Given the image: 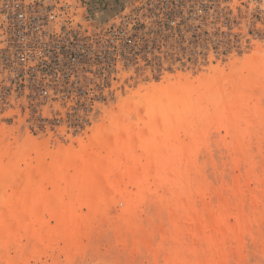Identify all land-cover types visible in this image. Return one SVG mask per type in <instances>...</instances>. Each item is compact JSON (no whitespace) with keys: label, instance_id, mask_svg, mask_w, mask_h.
<instances>
[{"label":"rangeland","instance_id":"obj_1","mask_svg":"<svg viewBox=\"0 0 264 264\" xmlns=\"http://www.w3.org/2000/svg\"><path fill=\"white\" fill-rule=\"evenodd\" d=\"M124 1L89 4L104 14ZM190 6L185 36L207 39H129L126 71L93 92V108L72 114L86 123L78 137L0 122V264H264V0ZM126 145L152 164L146 200L134 197ZM157 148L167 153L157 158ZM77 155L114 163L119 184L88 199L73 182ZM71 207L75 236L64 228L73 220L59 218Z\"/></svg>","mask_w":264,"mask_h":264},{"label":"built area","instance_id":"obj_2","mask_svg":"<svg viewBox=\"0 0 264 264\" xmlns=\"http://www.w3.org/2000/svg\"><path fill=\"white\" fill-rule=\"evenodd\" d=\"M76 2L0 0V122L76 138L86 123L73 115L93 108V92L126 71L129 39L154 43L172 32L183 44L207 39L185 36L195 0H129L104 14L89 0Z\"/></svg>","mask_w":264,"mask_h":264},{"label":"bare ground","instance_id":"obj_3","mask_svg":"<svg viewBox=\"0 0 264 264\" xmlns=\"http://www.w3.org/2000/svg\"><path fill=\"white\" fill-rule=\"evenodd\" d=\"M172 146V145H171ZM165 148V147H164ZM164 148L162 149V150H164ZM167 148V147H166ZM154 150V149H153ZM172 150V149H171ZM165 151V150H164ZM164 151H162V153L164 152ZM124 153L126 154V158H125V160L123 161L124 162V168H125V170L128 172V175H129V177L133 180V182L135 181L136 182V185L139 187V191H137L138 192V194H137V192H136V196H134L135 198H138V200L140 199L141 200V198H142V196H143V194L145 195V196H147L148 194H149V192L148 191H145V192H148L147 194L146 193H143V191H144V183H146L147 182V180H148V178H149V176H151V174H152V172H151V170H150V167H151V162H153V161H156V160H158V159H156V160H150L151 162H150V166L149 165H146V163H142L141 162V160L139 159V158H135L133 155H131L132 154V150H131V148L129 149V145H126V147H125V149H124ZM152 154H154L155 155V157H157L158 158V156L160 155V154H162V153H160V150L157 148V150L155 149L154 150V153L153 152H151ZM156 153V154H155ZM160 153V154H159ZM167 152H164L163 154H166ZM151 154V155H152ZM154 155H152L151 157H152V159H154L153 158V156ZM161 156H163V155H161ZM160 157V156H159ZM67 158H68V156H63V159H66L67 160ZM80 159L81 158V160L83 161V158L84 157H82V156H79V155H77L76 157H74L73 159ZM114 158V157H113ZM85 159H87V158H85ZM85 159H84V161H83V165H79L78 167H80V168H78L77 167V169H76V173H75V175L77 176V178H76V176H74V184H78V185H81L79 182L81 181V183H82V189H83V191H85L86 193H87V191H88V193H87V198L88 199H91V198H89V197H92L93 196V194L94 193H103V189H105V186H104V188H103V185H104V183H108V184H112V186L113 185H116L117 186V184H119V180H120V174H119V172H118V170L119 171H121L119 168H118V166L117 167H115L114 165V163H113V166H110V164L108 165V167H106V165H105V167H103V166H101L103 163L105 164V163H107V162H105V160L104 159H102V158H94V159H92V158H88L90 161H88V159L86 160V162H85ZM102 159V161H103V163L102 162H100V160ZM132 159L133 160H135V163H138V164H134V165H132ZM167 160V159H166ZM81 161V162H82ZM110 161V160H109ZM112 161V160H111ZM122 162V163H123ZM85 163V164H84ZM102 163V164H101ZM149 162H147V164H148ZM101 164V165H100ZM174 165V164H173ZM83 166V167H82ZM121 168V167H120ZM62 170V169H61ZM60 170V171H61ZM125 171V173H127ZM118 172V173H117ZM155 172V171H154ZM124 173V174H125ZM119 174V175H118ZM59 175L61 176L60 178H62L63 180L66 178H64V176H63V172H59ZM154 175V174H153ZM113 176H117V179H119L118 181L117 180H113L112 179V177ZM125 177V176H124ZM114 179H115V177H114ZM59 181H60V179H58ZM131 180V181H132ZM167 183V182H166ZM107 185V184H106ZM109 186V185H108ZM111 186V187H112ZM115 186V187H116ZM107 187V186H106ZM119 187V186H118ZM118 187L116 188V189H118ZM79 188V187H78ZM108 188V187H107ZM106 188V189H107ZM121 188V187H120ZM151 188V187H150ZM109 189H111V188H109ZM149 189V188H148ZM87 190V191H86ZM146 190V189H145ZM118 191H119V189H118ZM85 192H83L85 195H83V196H86V193ZM117 192V191H116ZM151 192V191H150ZM120 194V193H119ZM121 195H122V198H124V199H127V201L129 202L130 201V199H132V198H130V196H128V194L127 193H124V192H122L121 193ZM128 197H129V199H128ZM132 197V196H131ZM135 198H133V199H135ZM143 199H147V197H145V198H142V201H143ZM138 200H136V202L138 201ZM148 200H150V199H148ZM90 201V203H91V200H89ZM141 201V202H142ZM136 202H134V203H132V202H130V204L131 205H129V209H128V213L129 212H133L134 210H133V207L135 206V204H136ZM146 202V201H145ZM144 202V203H145ZM89 203V202H88ZM138 204V203H137ZM143 204V203H142ZM73 207V206H72ZM71 207V212L70 213H68V212H66V211H70V209H68L67 208V210L65 209V211L63 212V213H60V216H59V218L60 219H62V220H60L59 218H58V221L60 220V222L62 221L63 222V220H73L72 221V223H71V225L72 226H67V227H64V228H67V234H69L70 236H75V235H77L78 234V224L80 223L79 221H77V218H73L72 216V210H73V208ZM135 208V207H134ZM57 210V209H56ZM133 210V211H132ZM191 210H186V208H185V211H184V215L185 216H189V212H190ZM2 211H0V213H1ZM9 212V211H8ZM52 212H53V210H52ZM55 212V211H54ZM53 212V213H54ZM58 211H56V213H57ZM74 212V211H73ZM4 213V212H3ZM66 215H65V214ZM58 214H59V212H58ZM57 214V215H58ZM68 214H70V215H68ZM2 216V214L0 215V217ZM3 216H5V214L3 215ZM61 216H62V218H61ZM65 216L67 217V219L65 218ZM70 216V217H69ZM9 217V216H8ZM4 218L6 221H7V219H10V217L9 218ZM130 217V219L132 218V216H129ZM1 218H3V217H1ZM69 218V219H68ZM57 220V219H56ZM85 220H87V219H85ZM89 220V219H88ZM8 222V221H7ZM61 222V223H62ZM79 222V223H78ZM69 224V223H68ZM127 224H128V222H127ZM64 225V224H63ZM82 225V224H81ZM124 226V225H123ZM80 227V226H79ZM9 228V227H8ZM6 230H8V229H5V231ZM63 231V230H62ZM65 231V230H64ZM7 232V231H6ZM73 232V233H72ZM76 232H77V234H76ZM127 233V232H126ZM73 234V235H72ZM68 236V235H67ZM73 238V237H72ZM71 240V239H70Z\"/></svg>","mask_w":264,"mask_h":264}]
</instances>
